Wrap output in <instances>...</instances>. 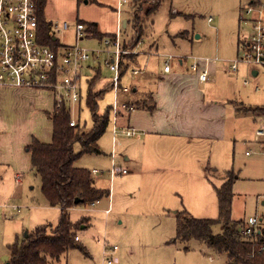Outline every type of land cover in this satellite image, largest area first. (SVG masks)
<instances>
[{"label": "rangeland", "instance_id": "rangeland-1", "mask_svg": "<svg viewBox=\"0 0 264 264\" xmlns=\"http://www.w3.org/2000/svg\"><path fill=\"white\" fill-rule=\"evenodd\" d=\"M121 1L44 0L45 23L57 33L60 43L76 46L77 24L83 23L87 28L96 24L99 31L96 35L103 34L106 38L116 31L120 22L121 43L131 51L126 57L132 62L126 63L128 68L122 85L130 89L134 86L131 69L139 67L143 70L141 75H159L164 68L162 56L218 59L217 73L210 74L208 86L215 100L226 103V137L220 143L201 142L191 146L157 142L153 152H158L156 159L162 166L172 163L171 152L177 150L187 153L188 160L179 174L168 175L152 168L149 182L142 177L143 169L134 170L130 166L133 160L143 157L142 148L134 143L135 136L127 138L120 130L121 147L113 152L112 123L98 141L99 154H82L81 144L77 143L75 153L80 156L75 166L90 173L96 170L98 174H92L96 186L109 191L110 197L105 196L94 206L80 204L69 211V219L77 225L78 243L87 253L72 249L62 257L61 264H107L103 255L105 244L118 248V264H227L224 255L216 254L194 239L187 243L175 242L176 213L185 211L197 219L219 218L215 188L221 187L231 172L235 176L233 219L238 222H247L256 216L264 219V141H257L255 135L264 126V115L247 112L250 108H264V68L241 63L237 74L230 70V61L239 55V42L252 33L250 20L255 14L247 11L258 0H162L160 7L149 15L144 0L142 4L127 0L119 6ZM135 13L144 29L140 40L134 30ZM261 17L264 18V11ZM64 24L69 26L67 31H62ZM89 34L94 38L91 35L84 38L79 47L102 48L100 40ZM108 58L104 54L97 63H88L100 70V76L91 84L95 91L108 88L114 76L105 65ZM193 62L188 59L185 66ZM252 71H258L259 75L254 77ZM95 72L85 70L84 74L92 79ZM86 79L84 76L81 81L84 99L80 105L71 106V121L89 132L93 122L86 103L89 90ZM245 82L249 85L245 86ZM256 87L261 92L257 93ZM114 103L115 95L110 89L98 101V113L105 114ZM54 105V96L47 91L0 90V207L8 208H0L3 215L0 264H10V246H22L24 239L39 229L53 235L62 219L61 209L52 207L46 199L41 178L26 150L34 138L51 142L52 122L48 116L54 111ZM124 120L120 125L125 124ZM168 146L172 148L168 150ZM126 156L130 161L126 162ZM113 165L127 169L129 174L111 176ZM222 231V225L213 228L214 233Z\"/></svg>", "mask_w": 264, "mask_h": 264}, {"label": "trees", "instance_id": "trees-1", "mask_svg": "<svg viewBox=\"0 0 264 264\" xmlns=\"http://www.w3.org/2000/svg\"><path fill=\"white\" fill-rule=\"evenodd\" d=\"M161 1L144 0L148 4L146 14L154 13L160 7ZM142 2L143 0H136V4H142ZM42 9L41 4V13ZM135 15L134 30L137 40H140L144 29L139 15L136 13ZM42 29L44 42L54 48L58 47L53 42L52 36L50 37L49 26L43 24ZM87 30L90 33L99 34L96 24L89 26ZM123 47L126 48L124 43ZM124 61L125 71H127L126 63H130L131 59L125 57ZM94 71H96L95 76L87 79L89 90L86 96L93 129L86 132L79 125L70 126L71 111L65 106L57 108L54 105V111L48 116L52 122L51 142L43 143L34 138L27 146L26 150L31 156L32 167L41 178L43 193L52 207L61 209L62 219L53 235H48L45 229H39L27 236L22 246H10L12 251L10 264H61L62 257L72 249H80L87 253L86 249L76 241L77 225L69 219V211L77 205H92L105 196H110L109 191L104 192L96 186L88 170L75 166L80 156L75 153V145L81 144L82 154H99L98 141L110 125V108L103 115H100L97 109L98 101L111 89V85H107L110 89L95 91L92 85L96 77L100 76V70L94 69ZM139 106L138 104L136 108ZM255 111L264 115V108H258ZM226 178L221 187L215 188L219 203V218L197 219L188 216L185 211L177 212L175 242L187 243L190 239H194L212 249L216 254L224 255L227 264H264V228L254 237L243 234V222H238L232 217L235 176L229 172ZM77 199L81 200L79 204H75ZM215 225H222L223 231L214 233Z\"/></svg>", "mask_w": 264, "mask_h": 264}, {"label": "built area", "instance_id": "built-area-1", "mask_svg": "<svg viewBox=\"0 0 264 264\" xmlns=\"http://www.w3.org/2000/svg\"><path fill=\"white\" fill-rule=\"evenodd\" d=\"M125 3L127 0H122L119 6ZM41 4V0H0V90L18 88L47 91L54 96L57 108L65 106L71 111V106L80 105L83 100L81 81L85 76L84 71L95 69L88 63H97L101 55H108L105 65L114 74L110 81L115 95V103L110 110V122L113 126V152H116L121 145L118 139L120 130L128 137L135 135V131L123 130L119 124L122 112L129 114L135 109L134 104L130 102L120 103V93L131 92L129 88L122 86V77L126 69L124 59L131 54V51L125 49L121 43L120 27L112 36L104 38L102 48L89 50L79 47V42L90 37L86 25L79 23L75 29L77 45L57 43L58 47L54 48L44 42ZM253 4L254 6L247 11V14H255L250 20L252 33L242 42L238 58L230 61L232 73L238 71L241 63L264 68V18L261 17L264 0H258ZM68 29L69 26L64 24L62 31ZM55 35L57 33L51 30L50 37L55 38ZM178 59L179 57L173 55L165 56L164 72H170L171 63ZM209 63H211L209 58H195L191 66V70L197 73L203 82L208 80V71L203 69V65L207 66ZM142 72L139 67H134L131 69V76L137 78ZM77 125L74 120L70 123L73 127ZM255 135L257 141H264V126H261ZM110 173L111 176L127 175L129 171L113 165ZM17 181L20 182V177ZM0 208L8 209L6 206ZM13 210L20 212L16 208ZM109 212L107 210V213ZM2 218L3 215L0 214V220ZM262 228H264V219L256 216L243 223L242 231L245 236L254 237L261 233ZM76 240L79 241V238L76 237ZM117 249L109 245L104 246L103 255L107 264H117L118 260L115 257Z\"/></svg>", "mask_w": 264, "mask_h": 264}, {"label": "crops", "instance_id": "crops-1", "mask_svg": "<svg viewBox=\"0 0 264 264\" xmlns=\"http://www.w3.org/2000/svg\"><path fill=\"white\" fill-rule=\"evenodd\" d=\"M41 1L43 5L41 13L43 26V24L46 23L44 17V0ZM118 27L121 29L120 22L117 23L116 31ZM48 30L51 32L50 28ZM116 31L107 34V37L112 36ZM94 35L100 40V44H102L104 36L100 37L99 35ZM90 38H94V36ZM248 38L239 42L240 48L242 42L246 41ZM53 42L61 45L60 40L56 35L55 38H53ZM162 58L165 67V56H162ZM195 58L204 59L209 57H179L180 60H174L171 63L170 72H164L163 68V71L159 75L154 74L153 76V74H144L140 77L134 78V86L133 88L131 87L132 89L129 88L131 92L129 94L122 93L123 95L121 96L120 103L130 102L135 105V109L129 114L122 112L119 124L122 119H125V124L123 126L120 125L121 128L123 130L129 129L135 131L134 143L139 145L143 150V157H139V160H133V162L130 163V166L134 170H137L138 168L143 169L144 172H142V177L148 182L151 178L152 168L159 173L168 175L179 174L184 171L188 160L186 156L187 153L185 154L184 151L177 150L171 152L173 155L172 163L168 166H162L156 159L158 158V152H153L157 142L164 140L171 144L191 146L192 144L201 142H206L208 144L215 142L220 143L221 140H224L226 137V121L228 119L226 103L222 104L220 101L215 100L210 94L208 86L210 74L217 73L216 62L214 60H217V62L219 60L216 58H209L211 59V63L207 66L203 65V69L208 71V80L203 82L200 80L199 75L191 70L193 64L188 67L185 66L188 59L194 61ZM175 61L176 65H173ZM254 72H257L256 76L254 75ZM234 75L232 74V76ZM252 75L257 77L259 72L252 71ZM85 77L90 79L86 75ZM244 84L245 86L249 85V83L246 85V82ZM108 85H110V83H108ZM107 89H110V86ZM100 90L101 89L98 91ZM255 91L257 93L261 92L259 87H256ZM122 97L126 98L122 99ZM138 104L140 106L139 108H136ZM258 108L260 107L255 109ZM255 109H247V112L260 114L259 112H256ZM123 136L127 138L134 137ZM119 147H121V145ZM167 148L170 150L172 146H168ZM167 152H165L164 155H166ZM125 160L126 162L130 161V157L126 156ZM96 174H98V172ZM18 177L19 175L17 174V178ZM118 263L119 260L117 264Z\"/></svg>", "mask_w": 264, "mask_h": 264}, {"label": "water", "instance_id": "water-1", "mask_svg": "<svg viewBox=\"0 0 264 264\" xmlns=\"http://www.w3.org/2000/svg\"><path fill=\"white\" fill-rule=\"evenodd\" d=\"M254 75L256 76V75H257V72H254ZM80 202H81V200L77 199V200L75 201V204H79ZM263 205H264V202H263ZM5 260L8 261L9 258L6 257ZM7 264H8V263H7Z\"/></svg>", "mask_w": 264, "mask_h": 264}]
</instances>
